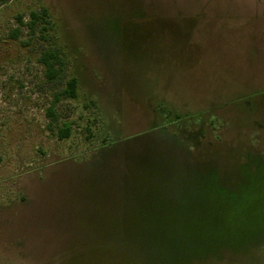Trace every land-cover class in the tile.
I'll list each match as a JSON object with an SVG mask.
<instances>
[{
  "label": "rangeland",
  "instance_id": "obj_1",
  "mask_svg": "<svg viewBox=\"0 0 264 264\" xmlns=\"http://www.w3.org/2000/svg\"><path fill=\"white\" fill-rule=\"evenodd\" d=\"M0 264H264V0H0Z\"/></svg>",
  "mask_w": 264,
  "mask_h": 264
},
{
  "label": "trees",
  "instance_id": "obj_2",
  "mask_svg": "<svg viewBox=\"0 0 264 264\" xmlns=\"http://www.w3.org/2000/svg\"><path fill=\"white\" fill-rule=\"evenodd\" d=\"M46 10L42 9L40 13L31 11L29 13L28 28L34 31L35 25L39 21L41 23L40 36L51 27L50 22L45 20ZM39 62L45 68V77L49 82L59 83L64 79L65 64L57 48L49 46L48 49L42 51ZM77 96V80L75 77L70 76L64 81L63 87L52 94V99L46 109V115L49 120V130L53 131V126H56V136L59 139H65L70 136L71 123L64 122L58 123V115L55 112V105L62 99H74ZM175 118H178L177 116Z\"/></svg>",
  "mask_w": 264,
  "mask_h": 264
}]
</instances>
